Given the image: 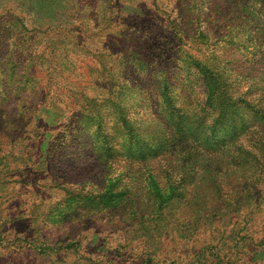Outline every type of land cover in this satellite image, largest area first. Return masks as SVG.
Segmentation results:
<instances>
[{
    "label": "rangeland",
    "instance_id": "rangeland-1",
    "mask_svg": "<svg viewBox=\"0 0 264 264\" xmlns=\"http://www.w3.org/2000/svg\"><path fill=\"white\" fill-rule=\"evenodd\" d=\"M158 1L156 6L154 0H119L118 6L113 8L114 19L106 22L105 29L98 32L95 28L91 35H88L90 31L86 35L70 32L71 37L65 38L64 35L51 49L54 43L48 46L43 38L40 42H30L29 48L24 45V40L36 31L34 27L42 28L46 21H50L53 28L72 25L74 20L71 15L59 11L60 5H65L66 1L0 0V35L9 18L21 27L20 35L26 33L12 50L15 52L13 59L26 57L21 69L29 77L24 82L32 86L31 91L38 81L43 92L52 88L50 99L57 91L54 93L57 102L65 99L70 104L88 95L87 102L95 103L94 97L101 102V97L110 95L121 104L118 112L114 107L100 106L96 111L95 108L81 110L77 106L75 117L51 142L55 152L52 173L47 180L41 179V183L51 181L52 185H67L66 190L54 193L44 209L38 208L42 211L41 216L31 215L28 228L12 227L18 217L21 219L32 214L24 204L29 203L31 197L26 182L29 184L34 179H30L32 176L24 168L27 161L22 160L20 153L22 143L6 142L0 146V264H117L121 258L119 254L125 251L118 249L120 228L110 227L105 221L109 215H118L133 203V194L131 196L124 188L134 183L133 172L139 161L133 159L134 163L130 156L149 158L153 155L154 143L158 139L153 138L152 133L161 134L165 130L161 126L165 115L170 120L177 115L187 117L188 112L194 114L199 111V102L205 105L207 88L203 75L198 73L197 65H193L187 55L204 61L209 74L214 77L215 93L211 94L212 99L207 102L209 109L204 114L205 122L210 125L205 133L214 139L206 140V145L210 149L215 150L216 146L220 149L247 130H258L253 124L255 117L263 116L264 112V0ZM82 6L83 2L79 7ZM178 6L184 10L190 7L193 14H197L194 18H189L193 14L180 17ZM55 10L58 14L53 12ZM197 22L203 23L200 29H207L208 24L215 29L204 32L207 38L196 37L199 39L193 37L194 32L190 35L184 32L185 41L173 31L175 25L199 31ZM25 27L33 30L27 34ZM156 33L163 35L158 40L165 45L160 58L164 61L158 65L144 55L150 54L151 50L147 47ZM57 37L53 36V39L56 41ZM43 54L51 56L49 64H42L41 57L31 61L33 56ZM99 61L100 71L97 70ZM108 64H111L110 70ZM14 68L12 63L0 66V90L2 83L5 87L0 96L2 100L8 98L9 87L18 85L17 79L24 80L19 75H13ZM5 70L9 71L7 76L3 74ZM31 72H36L34 77ZM54 73L60 75L51 80ZM186 77L192 80L188 81ZM95 79L100 85H96ZM22 89L31 101L33 92ZM186 100L191 102V106H183V109L180 103ZM172 102L176 105H170ZM108 118L114 119L112 129ZM123 119L126 123L121 121ZM140 135L145 139H140ZM96 143L105 153L108 145L112 144L113 149L107 150L110 159L122 155L129 158L121 160L117 166L101 164V168L95 170L86 152L94 149ZM259 143L264 150V139ZM246 149L252 156V141ZM19 165L20 168L17 167ZM233 165L229 171L223 168L216 170L230 179H237L242 170L237 164ZM250 173L248 171L240 179L255 175ZM255 173L264 174V166ZM209 174L206 173L203 178L209 179ZM11 177H17L19 179L15 180L19 181L14 185H3V181ZM42 189L43 192L32 199H44L43 193L47 188ZM82 191L87 195L73 194ZM122 191L127 192L124 195ZM14 198L18 204L16 210L8 207ZM45 199L47 201L48 198ZM81 202L90 211L88 216L94 218V223L82 225L83 235L96 237L105 245L96 247L95 242L90 243L91 240L85 238L77 247L58 249L46 242L44 237L52 238L58 230V223L65 215L63 209L70 212L75 209V204ZM251 205L253 209H248L253 212L247 215L245 212L238 213L230 221L216 226L213 223L203 225L195 234L188 235L171 254L174 255L173 262L152 259L142 262L137 251L157 250L139 241L140 248L127 249L125 257L128 260L119 264H264V188ZM77 208L83 209L82 206ZM94 212L98 217L94 216ZM86 221H91V218ZM69 226L67 223L65 228Z\"/></svg>",
    "mask_w": 264,
    "mask_h": 264
},
{
    "label": "trees",
    "instance_id": "trees-1",
    "mask_svg": "<svg viewBox=\"0 0 264 264\" xmlns=\"http://www.w3.org/2000/svg\"><path fill=\"white\" fill-rule=\"evenodd\" d=\"M61 1L64 3L66 1V3L65 5H60L59 11L62 10V12H67L71 15L72 21L74 20L72 25L69 23L63 25V27L59 25L58 28H53V26L50 25V21H46L42 25V28L34 27L36 31L30 34L29 38L27 37L24 40L26 41L24 45L27 48L31 47L30 42H40V40L45 39L47 40L46 44H48V46L49 43H54L53 47H51V49H53L58 43V40H61L64 35L65 38L68 36L71 37V33L75 35L78 33L79 35H86L89 31L90 33L88 35H91L93 33L92 30L95 28L98 29V32L102 31L107 27L106 22H112L114 19L112 17L113 8L118 6L119 0ZM82 2L83 6L80 8L79 6ZM154 3L158 6L159 1L154 0ZM177 9L178 16H183V18L194 13L190 7H186L184 10V8L181 9L178 6ZM7 11L8 13L10 12L9 9ZM56 11L57 10L53 12L58 14ZM11 13H13V11ZM203 13L206 14V11H203ZM195 14L189 15L190 17H188L194 18L196 16ZM48 15L49 14H47V16ZM157 18H159L158 15ZM101 22L103 23L100 26L99 24ZM196 25L199 26V31L197 29H195V31L193 29L187 30V28L181 29L178 25L174 26L173 31L177 36L179 34L182 39L185 34L184 32H188L189 35L194 32L193 37L199 39L202 37L207 38L204 32L209 30L213 32L215 29L211 27L212 24H208L207 29H200V26L203 25L202 22H197ZM25 30L28 34L33 29L25 27ZM1 31L0 66L4 67L12 63L15 67L12 71L13 75H19L24 80L17 79L16 82L18 85L14 88H8V91H10L9 95H7L8 98L3 100L0 99V146L6 142H14L15 144L22 143L23 148H20V153L23 156L22 160L27 161L24 168L26 172L32 176L30 179H34L28 182L29 184L26 182V189L31 192V197L29 198V203L25 202L24 204L25 208L30 209L29 211H31L32 214L21 219H18V217L14 220L12 227L23 226L28 228L31 222V215L36 217L41 216L42 211L38 208L41 209L43 207L44 209L48 202H51L54 193L60 194L64 193L62 191L66 190L67 185H52V183H50L51 181L41 183V179L47 180L46 178L52 173V161L55 158V152H53L51 142L59 136L60 132L62 133L64 127L68 126L71 119L75 117V111L78 109L77 106H80L81 110L82 108L87 110L95 108L96 111L101 108L100 106H103V108L114 107L115 111L118 112L121 109V104L119 101L115 100V98H111L110 95L101 97V102L98 100V97L97 99L94 97L93 100L96 101L95 103L87 102L88 95L85 97L83 95V98H81L82 100L79 99L78 102L72 101L70 104L65 99H59V102H57L54 99V93H57V91L53 93V98L51 97L52 99H50L49 95L52 94V88L50 87L47 91L43 92L38 81L34 84L35 89L31 91L30 87L32 86L24 82L25 79L29 77L28 75L25 76V72L21 69V63L26 60V57L22 56L23 58H21V56H19L18 59H13L15 52L13 53L12 50L13 46H16L19 39H21V36L24 37L26 33L20 35L21 27L19 28L17 22L10 21V18ZM79 35H77V37H79ZM35 36L38 37L36 38ZM53 36H58L56 41L53 39ZM162 36L163 35H159V33L152 36L150 38L152 39V43L149 42L150 45L147 47V49L150 48L151 52L150 54H144L149 56L151 58L149 61L155 65L163 63L164 61V59L160 58L165 45H163L164 43H162L161 40H158V37ZM46 55L47 54L35 55L31 58V61L37 57H41L43 59L42 64H49L51 56L49 58V56L47 57ZM186 58H189L188 60H191L193 65H197L198 73L203 75L205 87L207 88L205 105L199 102V111L194 114L188 112L187 117H178L177 115L170 120L169 117L165 115L166 117L163 119V124L161 125L165 127V130L163 129L161 134H156L155 131L152 133V136H154L153 138L156 140L158 139V141L154 143L156 148L154 149L153 155L149 158L138 157L137 155L130 156V160L132 159L131 161L134 163L136 161L133 159H138L139 161L136 162L137 164H135V170L133 172L135 179L134 183L131 184V186L125 185L124 183V189L128 190V194L131 196L133 194V203L130 205V208H123V211L118 212V215H109L105 221L110 227L120 228V243L118 244V249H123L125 251L121 250L124 253L119 254L121 258L117 260V264L128 260L125 255L128 253L129 249L133 250L140 248V246H138L139 241L157 250L155 252L148 249L137 251L136 254L139 255L142 262L149 259L153 261L169 260L173 262L172 258L174 255L171 256V254L176 252V247L180 245V242L187 239L190 234H195L203 225L205 226L213 223V225L216 226L221 222L230 221V218H232L233 215H238V213L241 215L245 212L244 214L247 215L253 212L251 211V209H253L251 205L252 202L263 193L264 174L255 172L257 169L259 170L264 166V150L263 146L261 147L259 143L264 139V112H262L263 116L255 117L253 127L258 130H247L243 135L237 136L233 140L225 143L222 148L219 149L216 146L215 150L210 149L205 142L206 140H213L214 137L208 136L205 133L210 125H207L205 122L204 114L205 111L209 109L207 102L209 99H212L211 94L215 93L216 87L214 84V77L211 73L209 74V68L204 61L193 55H187ZM98 66L97 70L100 71L101 62ZM108 66V70H110L111 64H108ZM3 74L7 76L9 71L5 70ZM35 74L36 72H31L30 75L34 77ZM54 74L51 80L60 75V73ZM186 78L188 81L192 80L191 77ZM0 80H2V78ZM94 81L97 83L96 85H100V82H97L96 79ZM2 84L0 96L1 93L3 94L5 91L4 83ZM22 87L26 89V91L33 92L31 101L25 96L27 92L22 91ZM115 91L116 90H113V92ZM188 97L190 98L189 95ZM188 100L180 103V106L182 108L183 106H191V102ZM173 102L170 103V105H176ZM109 114L113 113L109 112ZM108 119V124L111 125V129L114 128L112 123L114 119ZM121 121L126 123L124 119ZM98 122L101 124L100 121ZM167 129L168 132H166ZM108 132L110 133V131ZM140 139H145V136L143 138V136L140 135ZM250 141L253 142V150L251 149L252 156L246 149ZM95 146L94 149L86 152L88 161L89 163L91 162L95 170H99L101 164L103 166L107 163H111L117 166L120 165L121 160L129 158L124 155L120 158L117 157V159H110L107 157V150L113 149L112 144L108 145L106 153L102 147H98L97 143ZM212 160H214L215 163L212 162ZM233 164H237L242 170L237 174V179H230L227 175L216 170L218 168H223L229 171L234 166ZM17 167L20 168L21 166L19 165ZM248 171L251 172V175H255L248 179H240V177H244ZM206 173H210L209 179L203 178ZM124 176H126V174H124ZM9 179L10 180L5 179L3 185H14L19 181L15 180L19 179L17 177H11ZM42 188H47V191L43 193L45 198H48L47 201L45 198L39 199L38 201L32 199L35 195L43 192ZM122 192L125 195L127 191ZM73 194L81 197L87 195V193L83 191ZM93 195L99 196L96 195V193H93ZM83 203L75 204V209L70 212L63 209L65 215L58 223V230L54 232L52 238L48 236L44 237L46 242L54 244L53 246L58 249L77 247L85 238H89V240H91L90 243L95 242L96 247L105 245L104 242L100 240L97 241L96 237H85V235H83L84 231L81 230L82 225L94 223L92 222L94 218L88 216L87 213H90V211L85 208ZM80 206H82L83 209L77 208ZM8 207L12 210L18 208L15 198L9 202ZM125 207H127V205ZM250 207L251 209H248ZM94 213V216H96L97 213ZM87 218H91V221L87 222ZM67 223L70 226L65 228Z\"/></svg>",
    "mask_w": 264,
    "mask_h": 264
}]
</instances>
